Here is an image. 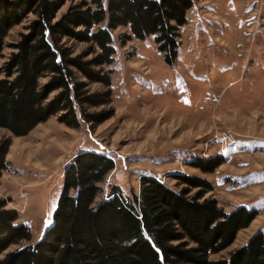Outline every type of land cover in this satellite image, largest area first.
<instances>
[{
	"label": "rangeland",
	"instance_id": "obj_1",
	"mask_svg": "<svg viewBox=\"0 0 264 264\" xmlns=\"http://www.w3.org/2000/svg\"><path fill=\"white\" fill-rule=\"evenodd\" d=\"M81 1L66 0L58 17ZM192 1L173 65L165 62L155 36L139 40L121 27L112 32L114 62L102 68L111 72V86L77 73L89 94L111 92L110 104L85 106L86 112L111 111V118L89 123L78 111L74 128L60 122L58 114L23 137L0 129V144L9 143L7 165L0 171V203L16 211V224L31 233L0 258L37 244L52 226L66 170L84 152L108 156L115 164L96 202L113 187L124 197L139 196L145 176L180 192L186 187L177 179L182 175L208 181L213 190L205 198L228 214L242 205L257 210L234 244L211 260L227 258L264 226V0ZM33 19L30 14L14 27L6 43H16ZM62 44L74 56L89 49L67 38ZM11 51L7 47L4 54ZM216 159L222 164L211 173L195 166Z\"/></svg>",
	"mask_w": 264,
	"mask_h": 264
},
{
	"label": "trees",
	"instance_id": "obj_2",
	"mask_svg": "<svg viewBox=\"0 0 264 264\" xmlns=\"http://www.w3.org/2000/svg\"><path fill=\"white\" fill-rule=\"evenodd\" d=\"M65 3L0 0V129L16 137L27 136L58 114L60 122L74 128L79 127L78 111L89 123L111 118V111L86 112L85 106L110 104L111 92L89 94L77 73L111 86V72L102 68L114 62L112 32L121 27L139 40L155 36L165 62L173 65L179 29L188 24L193 7L192 0H82L58 17ZM30 14L34 19L27 33L8 45L9 32ZM65 38L88 44V52L74 56L62 44ZM7 47L12 51L5 55ZM8 146L0 144V171L7 165ZM221 164L216 159L195 166L211 173ZM114 168L108 156L78 154L66 170L52 226L37 244L7 253L0 264H264L262 231L227 258H210L234 244L238 233L256 219L257 210L239 207L228 214L216 200L205 198L213 190L208 181L182 175L177 179L186 187L180 192L145 176L139 196L124 197L113 187L107 198L96 202ZM193 189L199 191L191 196ZM17 220V212L0 203V256L31 238Z\"/></svg>",
	"mask_w": 264,
	"mask_h": 264
},
{
	"label": "crops",
	"instance_id": "obj_3",
	"mask_svg": "<svg viewBox=\"0 0 264 264\" xmlns=\"http://www.w3.org/2000/svg\"><path fill=\"white\" fill-rule=\"evenodd\" d=\"M239 182H240V181H239ZM240 184L244 186V183L241 182ZM242 206L245 207V206H247V205H242ZM238 208H239V207H238ZM246 208H247V207H246ZM263 230H264V226H263L261 229H259V231H262V232H263Z\"/></svg>",
	"mask_w": 264,
	"mask_h": 264
},
{
	"label": "built area",
	"instance_id": "obj_4",
	"mask_svg": "<svg viewBox=\"0 0 264 264\" xmlns=\"http://www.w3.org/2000/svg\"><path fill=\"white\" fill-rule=\"evenodd\" d=\"M233 140H234V138H233ZM233 140H232L231 138H229V142H235V141H233ZM229 142H228V143H229Z\"/></svg>",
	"mask_w": 264,
	"mask_h": 264
}]
</instances>
